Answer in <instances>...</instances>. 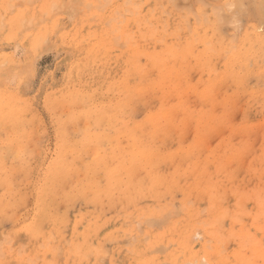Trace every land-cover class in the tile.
Instances as JSON below:
<instances>
[{
	"label": "rangeland",
	"instance_id": "1",
	"mask_svg": "<svg viewBox=\"0 0 264 264\" xmlns=\"http://www.w3.org/2000/svg\"><path fill=\"white\" fill-rule=\"evenodd\" d=\"M14 1L0 264H264V0Z\"/></svg>",
	"mask_w": 264,
	"mask_h": 264
},
{
	"label": "crops",
	"instance_id": "2",
	"mask_svg": "<svg viewBox=\"0 0 264 264\" xmlns=\"http://www.w3.org/2000/svg\"><path fill=\"white\" fill-rule=\"evenodd\" d=\"M78 1L79 0H75L74 4H77ZM53 2H55L56 4H71L70 1L68 3L67 0H31L29 4H52ZM3 4H4V0H0V10H3ZM12 4H15L14 8L12 9H16V8L18 9V4H24V1L15 0Z\"/></svg>",
	"mask_w": 264,
	"mask_h": 264
},
{
	"label": "bare ground",
	"instance_id": "3",
	"mask_svg": "<svg viewBox=\"0 0 264 264\" xmlns=\"http://www.w3.org/2000/svg\"><path fill=\"white\" fill-rule=\"evenodd\" d=\"M169 1V0H168ZM171 1V0H170ZM72 2V1H71ZM110 2V1H109ZM126 2H128V1H126ZM197 2H198V0H197ZM238 2V1H237ZM199 3H201V2H199ZM202 4V3H201ZM204 5V4H203ZM206 5V4H205ZM176 6V5H175ZM228 6V5H227ZM162 7V6H161ZM182 7V6H181ZM190 8V7H189ZM215 8V7H214ZM218 8V7H217ZM223 9V8H222ZM228 9V8H227ZM230 9V8H229ZM214 10V9H213ZM218 10V9H217ZM188 11H189V9H188ZM219 11V10H218ZM223 11V10H222ZM205 13V12H204ZM214 13V12H213ZM194 15V14H193ZM120 16H122V15H120ZM204 16V15H203ZM206 16V15H205ZM204 16V17H205ZM217 16H220V15H217ZM118 17V16H117ZM197 17V16H196ZM203 17V18H204ZM221 17V16H220ZM119 18V17H118ZM224 18V17H223ZM226 18V17H225ZM164 21V20H163ZM203 21H205V20H203ZM236 22V21H235ZM88 131V130H87ZM144 151V150H143ZM146 151V150H145ZM139 152V151H138ZM134 153V152H133ZM145 153V152H144ZM137 154V153H136ZM142 153H140V155H141ZM135 156V155H134ZM144 157V156H143ZM145 158V157H144ZM141 160V159H140ZM130 161V160H129ZM141 162V161H140ZM157 173V172H156ZM54 181V180H53ZM56 183V182H55ZM50 193V192H49ZM188 204V203H187ZM205 206V205H204ZM182 211V210H181ZM169 213V212H168ZM153 218V217H152ZM151 220V219H150ZM159 221V220H158ZM152 224V223H151ZM159 224V223H158ZM155 225V224H154ZM149 226H151V225H149ZM153 226V225H152ZM159 226V225H158ZM146 241V240H145ZM209 242V241H208ZM50 243V242H49ZM41 247H42V245H41ZM210 249V248H209ZM163 253V252H162ZM29 260V259H28ZM31 263V262H30ZM188 264H190V263H188Z\"/></svg>",
	"mask_w": 264,
	"mask_h": 264
}]
</instances>
